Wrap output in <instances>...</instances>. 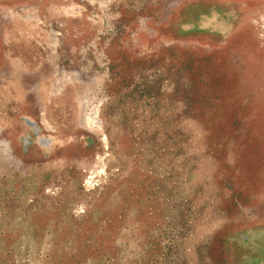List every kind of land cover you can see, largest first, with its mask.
Instances as JSON below:
<instances>
[{"label":"rangeland","instance_id":"1","mask_svg":"<svg viewBox=\"0 0 264 264\" xmlns=\"http://www.w3.org/2000/svg\"><path fill=\"white\" fill-rule=\"evenodd\" d=\"M0 264H264V0H0Z\"/></svg>","mask_w":264,"mask_h":264},{"label":"crops","instance_id":"2","mask_svg":"<svg viewBox=\"0 0 264 264\" xmlns=\"http://www.w3.org/2000/svg\"><path fill=\"white\" fill-rule=\"evenodd\" d=\"M205 6H206V9H205ZM229 7H230L229 4H226V3H225V5L223 3H218V4L217 3H210V4H208V6L204 5L203 3H201V8L200 9L203 12V15H206L204 13H207V14L211 13L212 10L213 11L217 10L218 13H220L221 15H224L226 13V10ZM194 17L195 16H193L192 18H194ZM207 17H208V15H207ZM191 23H193V22H191ZM208 31H210V29H208Z\"/></svg>","mask_w":264,"mask_h":264}]
</instances>
